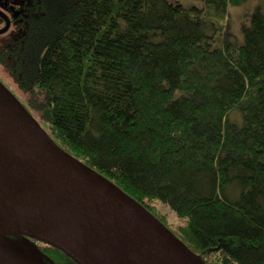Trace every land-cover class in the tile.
I'll list each match as a JSON object with an SVG mask.
<instances>
[{
  "label": "trees",
  "instance_id": "1",
  "mask_svg": "<svg viewBox=\"0 0 264 264\" xmlns=\"http://www.w3.org/2000/svg\"><path fill=\"white\" fill-rule=\"evenodd\" d=\"M195 1L0 0V64L53 143L204 264H264V4L240 41L244 0ZM6 237L32 264H76Z\"/></svg>",
  "mask_w": 264,
  "mask_h": 264
},
{
  "label": "water",
  "instance_id": "2",
  "mask_svg": "<svg viewBox=\"0 0 264 264\" xmlns=\"http://www.w3.org/2000/svg\"><path fill=\"white\" fill-rule=\"evenodd\" d=\"M0 18L1 34L9 21ZM0 218L15 231L6 241L31 238L76 264H204L141 203L53 143L1 82ZM0 264H15L1 246Z\"/></svg>",
  "mask_w": 264,
  "mask_h": 264
},
{
  "label": "rangeland",
  "instance_id": "3",
  "mask_svg": "<svg viewBox=\"0 0 264 264\" xmlns=\"http://www.w3.org/2000/svg\"><path fill=\"white\" fill-rule=\"evenodd\" d=\"M184 6L189 7L191 4L194 3V5L199 6V3L196 2L195 0H179ZM263 5L264 0H244L240 6H234L229 8V17H228V22H229V27L227 28V36L230 38H236L240 36V41L242 39V30H241V25L244 24L242 23V20L245 19L246 14L248 15L249 13L252 12L254 6L256 4ZM250 16V15H249ZM249 19V18H248ZM242 23V24H241ZM3 23H0V27H2ZM3 39V36L0 34V41ZM236 40V39H235ZM239 41V42H240ZM0 82L19 100V102L24 104L23 98H22V92L21 90L17 87L16 83L14 80L9 76L7 73V70L0 64ZM237 114H239V110H237ZM235 112H232L230 114V117H233ZM34 120L36 123L41 127L44 133H47V127L44 125L43 122H40L35 116H33ZM237 118V117H235ZM240 125L242 122H238ZM159 211L165 214H168V220L169 222L174 221V214L164 205L159 204ZM176 217V216H175ZM4 234L8 233H1L0 241L4 242L8 247H10L16 254H18L20 257H22V254L13 246V241H6L4 239ZM30 264H32L29 260H27Z\"/></svg>",
  "mask_w": 264,
  "mask_h": 264
},
{
  "label": "bare ground",
  "instance_id": "4",
  "mask_svg": "<svg viewBox=\"0 0 264 264\" xmlns=\"http://www.w3.org/2000/svg\"><path fill=\"white\" fill-rule=\"evenodd\" d=\"M11 229H12L11 226L6 222V220L4 218H0V237H1V233L15 232L13 231V229L12 230ZM0 246L10 254L15 264H30L29 262H27V259L25 257L24 258L20 257L4 242L0 241Z\"/></svg>",
  "mask_w": 264,
  "mask_h": 264
},
{
  "label": "flooded vegetation",
  "instance_id": "5",
  "mask_svg": "<svg viewBox=\"0 0 264 264\" xmlns=\"http://www.w3.org/2000/svg\"><path fill=\"white\" fill-rule=\"evenodd\" d=\"M0 19H1V18H0ZM1 21L3 22V20H2V19H1ZM3 26H4V24H3ZM3 26H2V27H3ZM2 27H0V28H2ZM14 247H16V246H14ZM16 248H17V247H16ZM18 251H19V250H18ZM19 252H20V251H19Z\"/></svg>",
  "mask_w": 264,
  "mask_h": 264
}]
</instances>
